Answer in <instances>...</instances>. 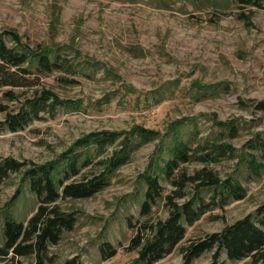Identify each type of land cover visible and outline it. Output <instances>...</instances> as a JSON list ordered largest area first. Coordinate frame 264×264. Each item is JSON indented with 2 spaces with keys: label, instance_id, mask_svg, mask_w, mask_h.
I'll return each instance as SVG.
<instances>
[{
  "label": "rangeland",
  "instance_id": "1",
  "mask_svg": "<svg viewBox=\"0 0 264 264\" xmlns=\"http://www.w3.org/2000/svg\"><path fill=\"white\" fill-rule=\"evenodd\" d=\"M238 11L227 0H0V32L15 31L32 49L60 51L69 68L45 74L34 88H0L5 108L0 110V161L10 157L60 168V157L68 151L86 154L77 143L87 135L116 133L113 145L92 155L80 172L92 174L104 169L121 142L129 138L130 143L125 162L109 175L102 191L61 202L76 220L48 247L50 264H140L134 263L137 251L129 249L130 242L140 224L168 215L164 197L172 194V186L162 167L178 143L191 151L205 145L227 149L207 163L180 164L176 176L209 169L221 180L236 178L245 196L223 209L213 207L186 226L180 244L154 264H182V246L264 203V169L257 175L244 165L247 154L256 153L249 148L255 135L264 136V110L255 108L264 101V10L245 11L244 16ZM43 91L61 102L53 112H40V118L16 131L3 125L6 118L30 109L28 101ZM142 130L150 134L148 140L140 137ZM23 171L0 184V207L10 203L0 209V235L5 218L25 223L37 208ZM147 175L159 176L163 192L142 216ZM192 189L189 184L186 196L176 201L189 198ZM201 195L207 202L211 192ZM104 242L116 251L105 260L99 252ZM211 257L212 252H205L190 264H209ZM220 260L254 264L251 258L230 262L224 253Z\"/></svg>",
  "mask_w": 264,
  "mask_h": 264
},
{
  "label": "trees",
  "instance_id": "2",
  "mask_svg": "<svg viewBox=\"0 0 264 264\" xmlns=\"http://www.w3.org/2000/svg\"><path fill=\"white\" fill-rule=\"evenodd\" d=\"M227 1L241 10L238 11L239 16H244L245 11L250 13L253 10H264V0ZM6 39L10 40L12 45L7 46ZM63 69L69 70L62 60L60 51L40 46L32 49L21 41V37L15 31L0 32V88H34L41 84L40 78L46 76L45 74L60 72ZM6 94L11 93L6 92ZM58 104L61 102L52 93L43 91V94L28 101L30 109L21 111L14 117L7 116L3 125L12 131L19 130L32 120L40 118L38 115L40 112H53ZM255 108L264 110V101L258 102ZM0 110L4 111L5 108L0 106ZM147 133L146 130L140 132L143 141L149 139L150 134ZM116 137L117 134L112 132L87 135V139L77 143L86 150V154H79L74 150L68 151L60 157L63 162L60 168L52 163L37 165L19 162L10 157L0 161V184L10 174L24 169L23 180L27 181L28 188L37 202L35 212L25 223L10 217L5 218L0 235V264H45L46 262L50 264V260L46 258L48 247L57 244L63 232L72 230L76 220L74 213L62 210L61 202L87 199L99 193L108 185L109 175L125 162L123 155L129 149L130 143H127L129 138L121 142L120 149L114 151L102 171L92 174L80 173L84 167L89 166L91 162L89 158L94 154H101L107 145H113ZM251 142L249 148L256 153L247 154L244 165L249 172L258 175L261 169H264V136L256 134ZM197 149L200 151L199 154L196 152ZM206 149L207 151H204ZM225 149L227 148L221 145H205L195 147L191 151L186 143H178L170 157L164 160L162 167L164 178L172 186V194L164 197L168 206V215L164 220L139 225L129 248L137 251L134 263L154 264L162 260L184 239L186 226L193 225L213 207L223 209L231 201L244 198V187L232 176L221 180L217 174L205 168L191 175L186 172L175 175L180 164L191 160L207 163L216 157H221ZM102 164L99 162V165ZM77 176L80 178L73 180ZM159 180L158 175L144 177V199L140 211L142 216H147L151 207L162 198L163 188ZM189 184L193 186L192 195L178 203L176 199L186 196L185 189ZM202 191L211 192L209 201H205L201 195ZM15 197L17 194L10 201ZM9 205L10 203L7 202L0 209ZM99 252L104 260L116 254L114 247L108 242L100 245ZM180 252L182 264H190L205 252H212L209 264H226L224 260H220L222 253L230 262L251 258L254 264H264V203L253 213L226 225L220 231L182 246ZM31 259L33 261H30Z\"/></svg>",
  "mask_w": 264,
  "mask_h": 264
}]
</instances>
